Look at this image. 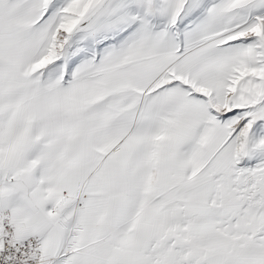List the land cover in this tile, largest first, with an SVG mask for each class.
Segmentation results:
<instances>
[{
    "label": "snow or ice",
    "instance_id": "6c2138e0",
    "mask_svg": "<svg viewBox=\"0 0 264 264\" xmlns=\"http://www.w3.org/2000/svg\"><path fill=\"white\" fill-rule=\"evenodd\" d=\"M0 264H264V0H0Z\"/></svg>",
    "mask_w": 264,
    "mask_h": 264
}]
</instances>
